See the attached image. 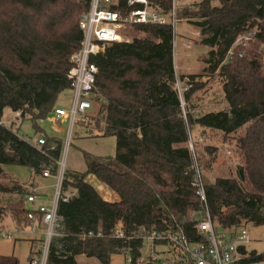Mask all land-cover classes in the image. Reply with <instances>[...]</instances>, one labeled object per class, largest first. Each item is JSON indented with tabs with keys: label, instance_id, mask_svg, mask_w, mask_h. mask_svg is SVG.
<instances>
[{
	"label": "trees",
	"instance_id": "1",
	"mask_svg": "<svg viewBox=\"0 0 264 264\" xmlns=\"http://www.w3.org/2000/svg\"><path fill=\"white\" fill-rule=\"evenodd\" d=\"M148 1L166 14L172 7V0ZM91 2L0 0V176L8 181L0 183V196L7 200L0 219L7 213L20 224L32 223L27 216L31 211L38 216L26 207L34 183L19 182L3 166L25 167L33 177L48 170L56 177L64 145L59 137L47 135L43 145L25 141L1 122L3 113L20 112L19 118L32 121L36 133L42 131L39 123L53 116L59 96L72 90L67 75L72 57L82 48L80 21ZM179 3L181 19L203 33L198 40L208 48L203 73L221 79L228 109L198 117L183 114L170 26H135L144 36L112 43L105 54L93 57L99 68L95 110L78 124L96 137H114L116 153H84V173L64 171L62 193L70 197L58 201L60 236L51 241L46 264H77L80 255L110 264L116 254L138 264L142 238L154 231L172 230L198 241L194 227L205 209L217 230L230 237L248 224L264 226V0ZM127 5L119 0L113 10L124 14ZM243 36L250 37L246 47L236 45ZM204 75L189 76L194 85L185 94L187 105L202 88ZM193 127L235 136L243 175L204 184L189 146ZM90 174L119 200H105L87 182ZM198 177L206 205L194 185ZM118 229L125 238L113 236ZM249 244L239 249L240 264L264 261V254L248 251ZM0 264L21 263L15 256L0 255Z\"/></svg>",
	"mask_w": 264,
	"mask_h": 264
},
{
	"label": "built area",
	"instance_id": "2",
	"mask_svg": "<svg viewBox=\"0 0 264 264\" xmlns=\"http://www.w3.org/2000/svg\"><path fill=\"white\" fill-rule=\"evenodd\" d=\"M127 3V11L122 14L118 10H113V6L119 4V0H92L89 12L80 21V29L83 32L82 48L72 57L73 67L67 75L74 93L73 103L69 109L57 108L54 113L58 121L63 117L69 118L70 133L66 140L67 145L70 142L74 126L88 121L87 114L93 105V90L99 73L97 64L91 61L93 57L105 54L107 47L112 43L129 42L130 40L124 36V31L135 29V26L138 25L170 26L174 33V39L178 40L179 38L178 26L184 22L180 17L179 0H172V7L167 14L151 6L148 0H127ZM202 37V31L196 29L190 37L181 42V45L184 49H191L194 42L201 40ZM249 41V36H243L238 39L236 45L246 47ZM193 85L194 82L188 76L177 78L175 82L184 115L186 114L184 111L185 94L192 89ZM17 115L20 116L21 113L18 112ZM44 143V139H39V145ZM197 171L199 172L198 168ZM42 175L49 177L50 173L45 170ZM62 179L63 173H60L57 177L53 208L48 209L41 206L36 211L38 216L32 211L27 215L30 221L40 222L46 229V241L33 243L30 264H46L49 245L54 238L60 236L61 218L57 213L58 201L60 199L67 200L70 197V195L62 193ZM194 185L198 188L197 193L203 204L206 205L204 185L199 177L194 181ZM35 201L34 194L27 197V203L33 204ZM194 228L199 238L196 242L188 240L182 233H175L172 230L154 231L143 237V242L148 245L149 252L145 259L140 257L138 264L151 262H161L162 264H240L242 256L239 249L251 242L245 228L237 230L233 237H230L226 231H218L207 209H205L203 219L197 222ZM113 236L125 238L120 229ZM4 237L12 240L11 235ZM160 243L166 245L164 247L168 249L169 257H163L165 253L157 250ZM129 263H132L131 258H129Z\"/></svg>",
	"mask_w": 264,
	"mask_h": 264
},
{
	"label": "rangeland",
	"instance_id": "3",
	"mask_svg": "<svg viewBox=\"0 0 264 264\" xmlns=\"http://www.w3.org/2000/svg\"><path fill=\"white\" fill-rule=\"evenodd\" d=\"M193 0H180L181 4L185 5L192 3ZM184 23L179 24L180 33L186 32V36L190 37L192 33L197 29L195 26H188ZM124 36L130 41L134 37L144 36L142 33H138L135 29H127L124 31ZM184 37V35L182 36ZM200 41V40H199ZM178 40L175 39L174 56L177 65V71L181 75L187 74H199L204 75L203 68L205 67L203 57L208 52L206 46L200 45L198 41L190 50L178 46ZM212 77L209 82H201V89L198 95L194 96V105H190V108H198L199 104H202L205 109L211 106L203 104L202 101H220L219 90L222 89V81L218 78V75H204V78ZM180 78V77H179ZM212 90V92L210 91ZM222 93V91H220ZM73 90H67L63 92L57 102V108L69 109L73 103ZM196 97V98H195ZM212 99V100H211ZM184 100V99H183ZM185 102V100H184ZM219 103V102H217ZM188 105L185 103L184 111H189ZM208 107V108H207ZM222 107H213L212 110L219 111ZM95 107L88 113H93ZM203 111L195 113V115H202ZM197 115V116H198ZM55 117L50 116L46 120L39 123L42 131L36 133L33 122L30 120H21L19 117L16 119V114L10 109H6L3 113L1 122L7 126L12 127L18 135L25 141L37 144L39 138H46L47 136L59 137L63 140V152L62 162L64 163V170L85 172L87 167L84 159V153L94 154L98 156H114L116 153V140L114 137H96L95 135L88 134L87 129L80 124H76L71 131L70 142L67 145L66 140L70 133L69 118L67 117L66 123L57 122ZM14 124V125H12ZM240 131L236 134V137L242 134ZM235 136L225 138L224 134L220 131H204L198 132L197 127H193L190 130V142L192 145L191 150L194 152L196 159V165L202 174V180L204 184H211L217 178L233 177L238 179L240 167V158L236 150V142L233 140ZM211 152V153H210ZM3 169L7 174H12L23 182H29L35 184L37 191L35 203H27V206L37 211L39 207L45 206L48 209L53 208V201L56 193L57 178L44 179L42 177H33L31 171L25 167H18L12 165H5ZM14 174V175H13ZM87 182L92 185L99 194L106 198L110 202H117L119 200L118 195L106 184L98 180L94 175L87 176ZM0 183H8V181L0 176ZM7 200L0 196V207L6 205ZM31 223L17 224L9 214H5L0 219V255L15 256L19 259L21 264H29L32 253L30 251L33 248L32 241L37 240L40 242L46 241V229L27 228ZM43 227V225L40 223ZM40 227V228H42ZM27 228V229H26ZM23 229V230H22ZM246 230L250 236L251 243L248 245V251H255L258 254H264V226L255 227L252 224H248ZM5 235H11L12 240L5 238ZM164 246H158L159 251ZM149 252V247L146 243L143 245L142 257ZM77 264H100L96 258H88L84 255L77 257ZM110 264H130L129 258L126 254H116L111 257ZM149 264H162L161 262H151ZM264 264V261L257 263Z\"/></svg>",
	"mask_w": 264,
	"mask_h": 264
},
{
	"label": "crops",
	"instance_id": "4",
	"mask_svg": "<svg viewBox=\"0 0 264 264\" xmlns=\"http://www.w3.org/2000/svg\"><path fill=\"white\" fill-rule=\"evenodd\" d=\"M182 23H184V22H182ZM186 25H188V26H190L188 23H185ZM191 27V26H190ZM198 29V28H197ZM178 35H179V38H178V46L180 45L182 48H183V46L181 45V42H183L184 40H185V38H188L187 36H186V32H179L178 33ZM184 35V37H182ZM194 44H195V42H194ZM194 46V45H193ZM174 48H175V39H174ZM186 50H190V49H186ZM204 58V57H203ZM174 66H175V72H176V76H177V78H181L182 76H185V77H189V76H191V75H197V74H187V75H181V74H179L178 73V71H177V65H176V61H175V56H174ZM205 68V67H204ZM203 68V69H204ZM210 78H212V77H207V78H202L201 80L203 81V82H209L211 79ZM211 92H212V90H210ZM220 91H222V89L221 90H219V98H220V101H217V102H219V103H217V102H215L214 103V101H210L209 102V100H206V101H202L203 102V104H205V105H208V106H211L210 108H208V109H205L204 108V106H202V104H199V107L198 108H190L189 106L190 105H194V102H193V100L194 99H191L190 100V102L188 103V107H189V111L195 116V117H198L197 115H195V113H197V112H200V111H203L202 113L203 114H206V113H216V112H220V111H224V110H227L228 109V104H227V102L225 101V97H224V93H223V91H222V93L220 92ZM195 96H197V97H201L202 95H198V93L195 95ZM194 98V97H193ZM196 98V97H195ZM212 100V99H211ZM217 106H220V107H222V109L221 110H217V111H214V110H212L213 109V107H217ZM61 108V107H60ZM16 114V119L19 117L18 115H17V113H15ZM53 117H55L54 115H53ZM53 119H55L56 120V118H53ZM66 119H67V117H63V118H61L59 121L58 120H56L57 122H62V123H66ZM197 131L198 132H204V131H209V129H205V128H197ZM39 139H44V138H39ZM39 139H38V141H39ZM61 139V138H60ZM116 140V139H115ZM38 141H37V143H38ZM94 155V154H93ZM96 156H98V155H96ZM60 170H59V174L60 173H63L64 174V163L62 162V159H61V161H60ZM19 167V166H18ZM87 167V166H86ZM73 172H76L75 170L73 171ZM79 173H84V172H79ZM58 174V175H59ZM10 175V174H9ZM14 175V174H13ZM58 175L56 176V177H53L52 175H50L49 177H44L43 175H40L39 177H42V178H44V179H48V178H51V177H53V178H57L58 177ZM11 176H12V174H11ZM15 179H17L18 180V178H16L15 176H13ZM19 182H21V183H25V182H23V181H21V180H18ZM26 183H31V181H29V182H26ZM35 185V184H34ZM36 187V186H35ZM37 191V188L35 189V192ZM34 192V195L36 196V193ZM105 200H107L106 198H104ZM108 201V200H107ZM26 207L28 208V209H30L27 205H26ZM32 210V209H31ZM31 224H33V225H28L27 226V228H30V227H32V228H35V227H37V228H39V229H44L45 230V227L43 226H41L40 225V222H32ZM40 227H42V228H40ZM26 228V229H27ZM23 230V229H22ZM35 241H37V240H33L32 241V243H34ZM159 251H162V252H164L165 254H163V257H169V253L167 254V252H168V249H166V248H164V247H162ZM30 253H31V251H30ZM2 255V254H1ZM30 262V261H29ZM30 264V263H29Z\"/></svg>",
	"mask_w": 264,
	"mask_h": 264
},
{
	"label": "water",
	"instance_id": "5",
	"mask_svg": "<svg viewBox=\"0 0 264 264\" xmlns=\"http://www.w3.org/2000/svg\"><path fill=\"white\" fill-rule=\"evenodd\" d=\"M239 173H240L241 176L243 175V171L242 170H240Z\"/></svg>",
	"mask_w": 264,
	"mask_h": 264
}]
</instances>
